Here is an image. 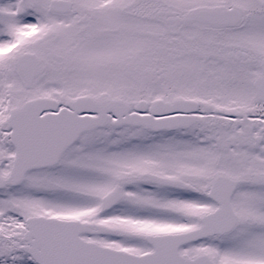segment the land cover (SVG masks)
<instances>
[{"label": "snow or ice", "instance_id": "1", "mask_svg": "<svg viewBox=\"0 0 264 264\" xmlns=\"http://www.w3.org/2000/svg\"><path fill=\"white\" fill-rule=\"evenodd\" d=\"M0 264H264V0H0Z\"/></svg>", "mask_w": 264, "mask_h": 264}]
</instances>
